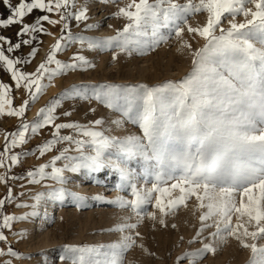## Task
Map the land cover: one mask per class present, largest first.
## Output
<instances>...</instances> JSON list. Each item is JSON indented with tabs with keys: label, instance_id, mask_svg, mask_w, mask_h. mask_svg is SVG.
Returning a JSON list of instances; mask_svg holds the SVG:
<instances>
[{
	"label": "snow or ice",
	"instance_id": "snow-or-ice-1",
	"mask_svg": "<svg viewBox=\"0 0 264 264\" xmlns=\"http://www.w3.org/2000/svg\"><path fill=\"white\" fill-rule=\"evenodd\" d=\"M101 2L116 4L117 0ZM3 3L10 15L0 19V28L22 24L17 35L31 37L13 44L0 35V41L8 45V53L20 49L21 44L31 45L37 39L35 33L52 35L42 21L62 27L46 59L32 72L18 65L29 64L37 54L36 47L26 58H11L0 45V67L10 74L14 88H23L28 96L20 106H13V86L0 80V116L24 118L30 103L44 93L55 77L78 68L94 67L79 54H74L67 63L57 59V53L73 43L79 42L90 50L114 49L113 60L121 53L145 55L170 39H182L185 30L203 38L205 43L191 52L192 71L180 81L169 80L151 87L130 86L123 95L113 85H101V90L91 97L83 95L76 86L61 94L64 98L71 94L84 100L95 99L120 114V118L111 120L112 125L119 127L127 121L138 125L142 135H109L110 129L104 127L103 118L87 123H57L59 97L42 107L36 120L22 119L17 130L6 133V143L0 151V169L4 170L0 172V184L26 178L28 184L42 185L46 191L32 196V204H17L32 211L16 216L4 213L6 203L15 200L12 187H8L7 195L0 199V242L7 241L4 229L10 230L14 221L37 216L42 202L62 201L66 195L79 201L86 199L65 187L67 172L99 173L110 169L119 174L120 183L116 188L130 190L131 198L118 196L109 202L129 209L136 223L127 222L132 217H125L126 222L113 229L123 234L120 240L107 246L65 245L61 261L124 264L125 253L140 236L134 231L139 223L145 217L157 220L156 211H148L149 206L160 213L159 223L164 225V217L175 215L179 208L187 207L195 199L200 228L189 243L208 229L214 231L205 237L208 243L201 241L202 247L184 253L178 261L187 258L188 264H196L206 253H215L217 243L233 237L242 247L251 250L248 264H264V245L257 244L264 239V0H186L185 3L127 0L113 14L127 20L123 28L113 36L92 39L70 31L69 21L74 19L79 23L88 19L87 7L77 9L76 0H19L15 5L11 0H3ZM34 9L56 13L59 19L42 15L35 23H24V18ZM198 13L206 14V23L193 27L188 17ZM238 17L243 20L238 21ZM98 26L88 24L87 28ZM182 47L191 49L192 46L183 41ZM62 115L71 116L72 112L65 111ZM44 128L52 129V138L38 145L32 155L38 152L43 157L57 145L67 146L59 149V154L48 163L28 170L25 177L10 175L22 157L30 154L23 150L13 152V149L27 144ZM62 130L70 131L62 134ZM60 161L62 166H57ZM133 162L139 171L130 166ZM141 178L143 183H139ZM46 180L59 187L42 184ZM93 199L103 197L96 195ZM5 255L21 258L11 247L6 251L0 248V256ZM3 264H12V259Z\"/></svg>",
	"mask_w": 264,
	"mask_h": 264
},
{
	"label": "rangeland",
	"instance_id": "rangeland-1",
	"mask_svg": "<svg viewBox=\"0 0 264 264\" xmlns=\"http://www.w3.org/2000/svg\"><path fill=\"white\" fill-rule=\"evenodd\" d=\"M11 2L15 5L19 0H11ZM179 2L185 3L186 0H179ZM125 3H127V0H117L116 4L102 3L101 0H76L77 9L82 6L87 7L86 15L88 19L79 23L74 19L69 21L70 31L73 35L83 36L87 39L115 35L117 30L123 28L127 20L123 17H115L113 14L118 11V7H123ZM90 4L91 6L100 5V8L95 10L96 7H91ZM71 10L76 11V9ZM8 15H10V10L2 0L0 19H6ZM42 15H49L51 19H59L56 13L34 9L32 13L24 18L23 22L35 23L37 18ZM239 20H243V17H238ZM188 22L193 27L202 26L206 23V14L191 15L188 17ZM41 23L48 32H53L55 37L46 47V54L39 62H36L39 47L49 35L41 33L40 37L43 38L34 40L31 45L21 44V48L15 49L12 53H8V45L0 41V45L5 49V54L11 58L18 56L26 58L33 47L38 49L36 56L31 58L29 64L18 65L24 71H34L46 59L51 46L61 35L62 25H49L46 21ZM88 24L99 26L88 29ZM21 27L22 24H14L9 25L7 28H0V35L6 37L13 44L20 43L23 39H30L28 35H17ZM99 29L108 31V34L99 35ZM183 41L191 44V49L182 47ZM204 43L203 38L185 30L182 39H170L167 43H162L156 50L149 51L145 55L133 53V55L127 56L121 53L116 60H113L114 49L91 50L95 52L93 53L95 60L92 57L88 60L93 62L95 66L83 70L79 69L80 72L76 69L55 77L51 85L45 90V94H49L42 103L35 107L32 115L29 113L33 103H30L24 118L0 116V151L3 150L6 143V133L17 130L22 119L29 122L36 120L38 111L57 97L61 99V106L56 113L59 117L57 123L71 121L87 123L103 118L106 121L104 127L110 129L107 133L109 135L121 137L130 134L142 135L139 126L130 122L125 121L119 127L112 125L111 120L120 118V114L108 109L95 99L84 100L79 96L73 97L71 94L68 98H64L61 94L65 90L76 86L83 95L91 97L94 92L101 90V85H113L118 86L120 93L123 95L130 86L146 84L151 87L169 80L180 81L192 71L191 52L202 47ZM84 52H89L86 45L82 47L79 42L73 43L65 51L58 52L57 59L66 63L71 62V57L74 54L83 55ZM77 73H82V76L87 78L88 81L86 79V83H82L80 80L75 81ZM0 80L13 86V106H20L23 100L28 98L23 88L19 90L14 88V82L10 80V74L6 73L2 67H0ZM90 109H95V111H90ZM65 111L72 112V115L63 116L62 113ZM69 131L62 130V134H68ZM51 132L52 129L44 128L38 134L32 136L27 144L13 149V152L23 150L28 151L30 154L22 157L21 163L12 168L10 175L25 177L28 170H33L39 167L40 164L48 163L53 156L59 154V149L67 146L57 145L56 148L43 157H40L38 152L32 155L31 152L35 151L38 145L52 138ZM62 163V161L57 162V166H62ZM130 166L139 171V166L135 162ZM3 171V169H0V172ZM65 175L67 176L65 187L70 192L77 193L86 199L79 201L71 195H66L62 201L46 200L37 209L39 213L37 216L14 221L10 230L4 229L7 241L0 242V248L6 251L8 247H11L20 254L21 258L7 255L0 256V264H3L7 259H12V264H70L68 259L63 261L60 259L65 252V245L107 246L120 240L123 234L113 231V229L117 225L126 222L125 217H132L127 222L136 223V217L129 209H121L117 204L109 202L115 201L118 196L131 198L130 190L119 191L116 188V185L120 183L118 173L110 169H104L99 173H88L82 170L79 173L67 172ZM139 183H143L142 178ZM42 184H53L54 187H59L51 180H46ZM9 186L13 189L15 200L6 203L4 213L16 216H24L32 211L31 208L17 207V204H32L34 203L31 199L32 196L37 192L46 191L42 185L28 184L26 178L16 179L8 181L7 184H0V199L7 195ZM20 193H24V195H20ZM96 195H100L103 199H93ZM196 204L195 199H192L188 202L187 207L179 208L175 215L164 217V225L159 223L160 213L149 206L148 211H156L157 220L153 221L145 217L139 223L134 231L139 232L140 236L136 237V244L125 253L124 264H188L187 258L178 261V257L202 247L201 241L208 243L209 240L205 237H208L209 232L214 231V229H208L195 242L189 243L200 228L199 210ZM16 233H23V235H16ZM248 242L251 243L250 240ZM257 244L264 245V239L258 240ZM251 256L250 249L242 247L239 241L229 237L226 242L217 243L215 253H206L203 258L196 261V264H248Z\"/></svg>",
	"mask_w": 264,
	"mask_h": 264
},
{
	"label": "bare ground",
	"instance_id": "bare-ground-1",
	"mask_svg": "<svg viewBox=\"0 0 264 264\" xmlns=\"http://www.w3.org/2000/svg\"><path fill=\"white\" fill-rule=\"evenodd\" d=\"M0 4H2V0H0ZM100 4V3H99ZM90 6H91V4H90ZM93 7H96L95 8V10L96 9H98V8H100L98 5L97 6H95V5H92ZM91 6V7H92ZM89 8V7H88ZM90 10V9H89ZM100 11V10H99ZM93 15V14H92ZM97 18V17H96ZM100 18V17H99ZM43 25V24H42ZM100 28V27H99ZM51 31V30H50ZM93 31V30H92ZM52 33V35H49L47 38H45L44 39V42L40 45V47H39V51H38V57H37V59H36V61L38 62L39 60H41V58L44 56V54L46 53V47L49 45V43L54 39V37H55V34H53V32H51ZM98 33H99V35H107L108 34V31H106V30H102V29H99L98 30ZM92 34V33H91ZM34 35H36V37H37V39H41V38H43V37H40L41 36V33H35ZM96 35V34H95ZM97 37H99V36H97ZM31 38V37H30ZM88 51L89 52H84V54H83V56H85V58L86 59H89L90 57H92L93 59H94V54L93 53H95L94 51H91L90 49H88ZM83 52V51H82ZM92 52V53H91ZM91 58V59H92ZM95 60V59H94ZM93 60V61H94ZM92 64H93V62H92ZM79 70V68L77 69V71ZM107 70V69H106ZM79 72H80V70H79ZM83 72V71H82ZM91 74V73H90ZM85 75V74H84ZM88 76H90V75H88ZM87 80V78H85V77H83L82 76V73L80 74V73H77V76L75 77V81L76 80H80V82H82V83H86V80ZM88 81V80H87ZM74 83V82H73ZM65 84V83H64ZM69 84V83H68ZM59 85V84H58ZM49 93H46L45 94V91H44V93L42 94V95H39L38 96V98H37V100L33 103V106H32V109L30 110V115H32V113H33V111H34V109H35V107L37 106V105H39L40 103H42L44 100H45V98L47 97V95H48ZM52 206V205H51Z\"/></svg>",
	"mask_w": 264,
	"mask_h": 264
},
{
	"label": "crops",
	"instance_id": "crops-1",
	"mask_svg": "<svg viewBox=\"0 0 264 264\" xmlns=\"http://www.w3.org/2000/svg\"><path fill=\"white\" fill-rule=\"evenodd\" d=\"M45 54H46V53H45ZM45 54H44V55H45ZM39 61H40V60H39ZM39 61H38V62H39ZM36 62H37V61H36Z\"/></svg>",
	"mask_w": 264,
	"mask_h": 264
}]
</instances>
